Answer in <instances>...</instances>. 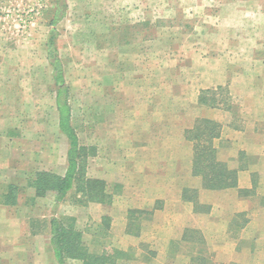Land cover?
I'll return each instance as SVG.
<instances>
[{
    "label": "rangeland",
    "instance_id": "1",
    "mask_svg": "<svg viewBox=\"0 0 264 264\" xmlns=\"http://www.w3.org/2000/svg\"><path fill=\"white\" fill-rule=\"evenodd\" d=\"M57 6L64 16L54 25ZM52 39L68 88L71 125L85 161L75 190L58 206H54V194L35 199L33 190L26 188L36 171L62 174L67 166L68 141L58 128L57 87L48 57ZM205 59L207 62H203ZM238 72L242 78L244 72L245 78L230 79L229 88L212 90L217 99L230 103L228 95L223 96L219 90L233 92L241 87L259 94L264 91V0H0V107L7 101L9 110V142L0 144V159L7 147L10 169V173H2L9 177L0 182V188L6 184L22 188L6 213L22 218V222L25 218L32 221V234L26 239L22 235L16 242L0 243V256L7 255L0 257V264H56L48 242L47 227L52 217L73 218L84 244L91 251H99L100 242L88 241L86 227L101 219L100 205L88 202L82 190L91 183L103 193L105 186L112 192L123 182L130 186L134 177L133 173H89L94 158L105 157V129L112 124L119 128L121 123L137 122L143 117L138 112L143 104L152 101L153 106L159 97L161 121L168 118V109L176 103L181 109L177 120L184 122L186 95L191 91L197 94L202 73L208 75L209 84L215 85L217 78H230ZM255 72L258 81L253 82ZM8 85L10 93L5 98ZM239 97H233L234 105L242 103ZM257 102L255 117L263 133L264 97ZM4 115L0 112V126ZM116 132L118 136L120 132ZM19 138L28 140L27 152L31 154L25 161L14 153L16 147L20 152ZM259 169L261 176L256 173L254 181L258 194L264 195V161ZM99 176L100 180L92 178ZM105 195L110 203L126 200L120 194ZM198 201L193 194L198 212L210 210L205 205L198 207ZM256 215L257 222L264 223V211ZM244 216L239 215L237 221L243 222ZM165 244L160 243L159 252ZM210 244L193 248L192 261L179 257L160 262V258L155 263L264 264V256L251 260L237 257L240 261L234 262L230 247L214 252ZM114 245L127 248L130 244ZM257 247L264 248V244ZM20 253L28 258H17ZM68 264L81 262L69 260Z\"/></svg>",
    "mask_w": 264,
    "mask_h": 264
},
{
    "label": "crops",
    "instance_id": "2",
    "mask_svg": "<svg viewBox=\"0 0 264 264\" xmlns=\"http://www.w3.org/2000/svg\"><path fill=\"white\" fill-rule=\"evenodd\" d=\"M203 62H207V59ZM202 64L204 66L206 63ZM240 73H234L230 78H217L215 85L209 84L208 75L202 73L197 94L191 91L186 95L187 113L184 122L177 120L181 109L177 108L176 103L168 109V118L161 121L159 97L153 106L152 101H149L150 105L143 104L138 111L143 117L137 122L121 123L119 128L112 124L105 129V157L99 159L96 156L94 167L89 173L134 175L130 186L123 182L112 192L105 186V194L111 193L113 197L120 194L126 200L111 203L106 200L103 204H94L100 205L102 217L98 223L93 224V221L86 227L89 230L88 241L100 242L105 251L113 255V264H156L155 261L160 258V262H166V259L173 261L179 257H188L192 261L193 248L205 243H211L214 252H222L225 247H230L234 262L240 261L237 257L251 260L264 256V248L257 247L260 243L264 244V223H258L256 215L264 211V195L258 194L254 181L255 174L261 171L260 163L264 161V132H261V123L255 117V107L260 103L257 100L264 97V91L259 94L252 89L241 90V87L236 88L237 84L233 92L229 89L219 90L223 96L228 95L230 103H225L223 98L217 99V93H212V90L220 87L229 88L230 79L240 81L245 78V73L242 72L243 78ZM252 75L249 74L253 82L258 81L257 73ZM7 82L10 83V79ZM9 93L8 85L4 89V97H9ZM232 96H241L239 98H242V103L234 105ZM2 105L4 106L0 107V112L5 114L2 119L5 118L0 126V144L9 142L7 101ZM235 106L239 107L237 114ZM202 120L212 121L219 126L218 138L213 140V145L217 160L226 164L228 170L237 171L236 183L232 188L207 189L202 177L194 173V142L187 139V132ZM116 131L120 132L118 136ZM21 139L23 138H19L18 144L20 152L16 151V147L14 153L15 156L19 154L21 161H25L27 154L31 153L27 152L28 140ZM98 153L101 154L102 149ZM8 163L9 149L5 147L4 156L0 159V168L5 171L0 170V182L9 177L8 174H2L10 173ZM65 171L66 169L58 175L63 176ZM107 177L109 176L105 175L106 179ZM92 178L100 180L102 177ZM8 185L0 188V243L6 244L11 240L16 242L22 235L26 239L27 234H32L29 228L31 218H25L22 222V218L6 213L12 207L4 204V195L7 193L4 189H8ZM193 194L199 200L195 204L198 207H209L208 212H198L192 202ZM241 214L245 215L244 221L238 222L237 217ZM48 234L49 242V230ZM114 242H126L130 245L118 248ZM160 243L166 244L164 250L159 252ZM13 256L14 253L10 255ZM0 257L5 258L7 255ZM17 258L28 257L20 253Z\"/></svg>",
    "mask_w": 264,
    "mask_h": 264
},
{
    "label": "trees",
    "instance_id": "3",
    "mask_svg": "<svg viewBox=\"0 0 264 264\" xmlns=\"http://www.w3.org/2000/svg\"><path fill=\"white\" fill-rule=\"evenodd\" d=\"M56 24L59 18L64 16L61 7L55 10ZM48 57L53 68V79L57 87L55 106L58 113V126L60 132L68 141L67 167L63 176L39 171L33 173L27 180V187L33 190L34 198H44L48 193L54 194V206L63 203L69 193L75 190L77 183L82 178L81 169L84 166L82 158L83 148L80 146L75 129L71 125V109L68 103V88L65 85L62 65L56 56L53 39L50 41ZM218 128L209 120L198 121L191 131L187 132V139L194 142V173L200 175L207 189L219 190L235 186L237 171L228 170L226 164L217 160L216 148L213 140L218 138ZM208 173L209 175H207ZM22 188L8 185L4 195V204L13 206L16 203ZM82 193L88 202L103 204L107 196L103 190L95 188L91 183L86 184ZM50 248L56 264H68L69 260L79 261L81 264H113L114 257L107 253L99 244L95 251L89 250L84 244L83 234L76 229L73 218L52 217L49 221ZM102 248V249H101ZM97 249V248H96Z\"/></svg>",
    "mask_w": 264,
    "mask_h": 264
}]
</instances>
